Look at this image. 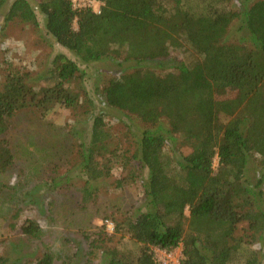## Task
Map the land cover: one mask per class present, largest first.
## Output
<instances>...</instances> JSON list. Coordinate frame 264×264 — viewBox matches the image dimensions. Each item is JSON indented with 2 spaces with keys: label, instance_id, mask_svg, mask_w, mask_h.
<instances>
[{
  "label": "trees",
  "instance_id": "16d2710c",
  "mask_svg": "<svg viewBox=\"0 0 264 264\" xmlns=\"http://www.w3.org/2000/svg\"><path fill=\"white\" fill-rule=\"evenodd\" d=\"M100 1L95 13L73 8L71 0H35L36 8L29 0H13L5 14L6 20L36 25L37 9L47 34L83 62L119 56L128 62L102 93L108 106L144 125L135 149L113 148L104 114H95L88 137L73 141L74 161L66 173L50 180L54 186L71 184L77 172L88 199L115 162L127 171L116 179L117 188L145 174L138 211L113 227L139 243L140 252L128 260L94 240L89 255L102 247L105 264H155L154 248L171 252L180 246L179 264H264L256 247L264 240V0L241 8L230 7L233 0H207L198 12L187 8V0ZM4 5L0 0V10ZM235 22L239 37L229 36ZM185 44L194 51L189 64L170 57L172 48ZM84 75L63 53L53 57L49 82L37 89L28 71L6 75L0 90V177L15 161L7 135L16 112L44 116L61 106L74 118L92 113ZM253 162L259 169L250 180ZM3 188L11 189L6 183ZM19 211L10 215V227ZM18 228L28 238L43 234L29 218ZM86 257L82 264H94ZM52 262V253L44 251L28 264ZM0 264L16 261L2 253Z\"/></svg>",
  "mask_w": 264,
  "mask_h": 264
},
{
  "label": "rangeland",
  "instance_id": "374dc122",
  "mask_svg": "<svg viewBox=\"0 0 264 264\" xmlns=\"http://www.w3.org/2000/svg\"><path fill=\"white\" fill-rule=\"evenodd\" d=\"M12 1L6 0V5L0 10V90L6 75L12 70L28 71L36 89L46 85L49 81L45 77L53 57L63 53L85 71L83 83L93 107L88 116L76 118L70 109L55 106L44 116L21 110L9 119L7 138L15 161L10 171L0 177V254L10 255L16 264L34 263L44 251L52 253V264H82L88 258L86 255L94 264H105L101 251L104 246L117 249L126 259L133 260L141 245L123 230L115 231L111 227L120 221L121 216L138 211L143 202L145 174H139L134 181L117 188L116 179L127 171L115 162L110 176L94 185L96 191L88 199L83 198L84 183L77 172L72 173L71 184L54 186L50 181L54 175L66 173V164L74 161L73 141L88 137L91 117L95 114H104L106 126L112 134L113 148L126 153L135 149L144 125L126 117L125 112L108 106L102 93L104 83L124 72L128 62H122V56L83 62L47 34L45 18L37 9L36 25L17 18L6 20L5 14ZM29 1L36 8L35 0ZM206 1L187 0V8L198 12ZM253 1L233 0L230 7L241 8ZM237 25V22L233 24L229 36L239 37ZM170 57L189 64L193 61L194 51L185 44L172 48ZM217 161L215 157L214 168ZM258 169L256 163L250 164L247 170L250 180L258 174ZM58 180L65 182L63 177ZM3 183L11 189L3 188ZM3 190L5 194L1 195ZM17 208L20 210L19 218L15 227H10L9 223L15 221L10 215ZM26 218L37 221L41 226L43 234L40 238H28L20 233L18 226ZM94 240L102 247L90 256ZM262 242L256 247L262 248L264 262V240ZM153 251L157 261L163 250L154 248ZM171 252L180 258L181 247Z\"/></svg>",
  "mask_w": 264,
  "mask_h": 264
},
{
  "label": "built area",
  "instance_id": "2783aa9c",
  "mask_svg": "<svg viewBox=\"0 0 264 264\" xmlns=\"http://www.w3.org/2000/svg\"><path fill=\"white\" fill-rule=\"evenodd\" d=\"M71 3L75 9L88 7L91 8L95 13H99L101 6L103 5L100 0H71ZM155 264H179V257L173 252L163 250L161 258H158Z\"/></svg>",
  "mask_w": 264,
  "mask_h": 264
}]
</instances>
